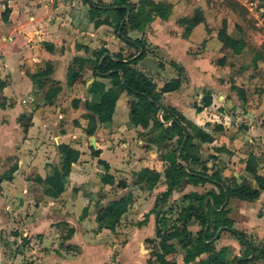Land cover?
<instances>
[{
	"label": "crops",
	"instance_id": "obj_1",
	"mask_svg": "<svg viewBox=\"0 0 264 264\" xmlns=\"http://www.w3.org/2000/svg\"><path fill=\"white\" fill-rule=\"evenodd\" d=\"M93 1L114 9L119 0ZM128 1L139 16L137 27L125 22L130 41L116 31L113 12L97 16L107 22L95 26L88 17L90 6L82 0H0V81L5 98L4 108L0 107V264H149L153 250L160 251L156 228L162 233L172 231L188 215V247L177 238L170 241L176 250L174 264L207 259L210 252L184 261L202 230L203 238L214 233L209 240L221 251L225 264H235L239 258L247 259V264H264V258L257 257L264 248V190L252 200L225 193L226 187L256 186L245 171L250 155L257 158V172L264 175V20L260 14L264 0H251L258 1L254 11L241 0H229L246 11L249 24L222 0ZM5 7L10 9L6 21ZM198 12L202 19L189 26ZM222 28L233 40L244 42L240 53L222 50L218 37ZM94 50L120 54L124 61L144 51V58L152 61L155 68L144 58L134 64L155 84L161 105L146 126L132 122L134 98L125 90L120 91L110 121L100 122L86 107L100 99L99 93L89 91L92 82L112 87L110 78L94 75ZM75 57L83 58L81 66ZM47 63L51 72L40 87L30 75L45 70ZM70 68L84 82H69ZM176 77L181 80L178 89L160 92ZM52 87L59 91L47 103L45 93ZM205 96L210 104L196 111ZM73 99L78 100L75 107ZM168 113L179 123L174 117L164 119ZM20 116L30 118L26 131L18 122ZM89 116L96 120L92 135L84 131ZM173 122L191 135L199 128L212 137L210 142L194 140L197 160L182 163L175 156L182 133L172 129ZM60 144L80 154L63 179V191L51 196L45 192L48 185L39 179L61 167ZM174 160L188 173L204 172L205 163L206 173L218 170L222 182L194 183L185 175L163 199L171 181L165 172ZM107 174L112 182L103 180ZM189 193L208 194L211 202L212 196L225 195L218 209L224 211L223 221L216 223L210 216L203 227L195 216L201 215V206L184 198ZM119 199L126 209L110 229L109 218L97 220V213ZM222 222L225 225L217 226ZM231 230L244 234L254 252Z\"/></svg>",
	"mask_w": 264,
	"mask_h": 264
},
{
	"label": "trees",
	"instance_id": "obj_2",
	"mask_svg": "<svg viewBox=\"0 0 264 264\" xmlns=\"http://www.w3.org/2000/svg\"><path fill=\"white\" fill-rule=\"evenodd\" d=\"M84 4H89L90 8L88 11V17L90 20H94V25L99 26L100 24L107 22L106 19L100 20L95 19L97 16H100L105 11L113 12L117 23H116V31L121 38L129 40L126 37L125 26L128 23L132 28L137 27V20L139 19L138 14L134 11L133 6L129 3L128 0H119L116 3V8L112 9L113 5H105L102 3H95L93 0H82ZM162 6H160V9ZM10 9L5 7L2 12V18L4 21L7 20ZM134 12V13H133ZM127 16V19L125 17ZM202 19L200 12L196 13L192 18H190L188 25L194 26ZM124 21L123 27L119 32V27L121 23ZM127 21V23H125ZM218 37L222 42V50L225 53H240L244 47V42L241 40H233L226 34L225 28L220 29L218 33ZM130 41V40H129ZM44 45H47L44 43ZM92 56L95 61V70L94 75H98L100 77H108L111 79L112 87L106 89L105 85L100 81H94L91 83L89 87V91L92 93H99L100 99L96 103H86V107L98 116V120L100 122H107L111 120L112 113L115 108L116 100L120 94L121 90L127 91L129 94L133 95V98L130 101V114L131 120L134 124H140L141 126H146L151 120L152 116H155L159 107L161 106L155 96L156 86L152 82V80L144 73L134 67V64L139 60L143 59L146 55L144 51H140V53L129 60H123L120 54L109 53L107 51H92ZM92 61V60H91ZM74 62L81 66V62H83L82 57H75ZM51 72V64L47 63L45 70L40 71L36 74H31L30 79L34 84L42 87L46 80L44 79ZM79 72L73 68L69 69L67 80L69 82L75 80H81L84 82V78L80 77ZM181 84L180 77H176L168 81L163 85L160 89V92H170L179 88ZM4 87V83L0 81V107L4 108L5 106V98L2 94V88ZM59 91V88H49L45 93V99L47 103L52 102V98ZM78 100H72V106H77ZM210 104V98L205 96L201 106H195L196 111L202 110V107L208 106ZM172 113V112H171ZM168 113L164 115V119H169L174 117L173 114ZM175 118V117H174ZM89 123L87 127L84 129L87 135H92L93 131L96 127V120L93 116H89ZM175 122L179 123V120L175 118ZM18 122L22 126L23 131H26L30 118L26 116H20ZM173 122L172 129H176L182 133L180 144L177 147L178 151L175 156L178 157L180 162H187L188 159L197 160L193 158V152L196 149L197 145L194 140L196 139L199 142H210L212 137L206 131L197 128L194 131V134L191 135L186 131L185 127H179L177 123ZM154 124H160L159 120H154ZM184 130V132L182 131ZM58 150L62 154V162L61 167L56 168L54 170V174L46 179H39V182H45L48 185L46 189V193L51 196H57L63 191L64 183L63 179L69 174L72 163L76 162L79 157V151L69 147L66 144L58 145ZM221 150V149H219ZM98 154V152L96 153ZM99 162L109 168L108 164L99 160ZM203 163L202 170L204 172L197 173H188L185 171V168L180 163L178 164L176 160L170 163L169 167L166 169V176L171 179L169 188L166 192L162 194V198H166L169 194L171 187L174 185L180 184V180L185 176L189 175L190 179L194 183L198 182H212L214 184H221L222 178L219 176L218 170L212 171L209 175L206 173L208 166ZM264 167V162L262 163ZM258 169V161L254 155H250L245 162V171L248 172L252 180L255 183V187H252L248 183L240 184L236 186L234 189L230 187L225 188L226 195L233 194L241 199L252 200L259 195L260 190H264V175L259 174L257 172ZM7 175H4L5 178ZM2 177H0L1 180ZM103 180L108 182L113 180L112 177H109L108 174L103 177ZM210 194V193H209ZM224 196L221 195L219 198L216 196H212L209 199L208 194H198V193H189L184 196L186 199H193L201 206V215H195L200 217V221L203 227H205L209 223L210 216H213L214 222L220 223L223 221L221 218V213H223V209L218 210L220 206L224 202ZM204 205L206 206V211L204 210ZM126 205L124 200H112L110 201L104 208L100 209L97 213V220H101L103 218H109L110 229H113V224L115 220H117L120 215L125 211ZM190 215L178 226H174L172 231L162 233L160 229L156 228V236L159 238L158 242V251L154 249L151 255V258L148 260L149 264H174L173 257L176 255V250L174 245L170 242L172 239L177 238L180 244L187 248L190 243L189 239V231L187 229V223L190 220ZM222 219V220H221ZM219 225H225L222 222ZM238 239L246 245L249 252H254L252 250L251 244L246 239L245 235L239 233L237 231L231 230ZM204 230L200 232V236L197 240V244L193 247V249H189L186 252L184 257L185 263L192 261L196 256H199L203 252H210V255L206 260L201 261L199 264H225L221 259V251H216L210 242V238L214 236V233L209 234L206 238H203ZM257 257L264 258V248L258 252ZM235 264H247L248 260L244 258H239L235 260Z\"/></svg>",
	"mask_w": 264,
	"mask_h": 264
},
{
	"label": "rangeland",
	"instance_id": "obj_3",
	"mask_svg": "<svg viewBox=\"0 0 264 264\" xmlns=\"http://www.w3.org/2000/svg\"><path fill=\"white\" fill-rule=\"evenodd\" d=\"M224 1L225 3L229 4L231 7L235 8L236 11H238L237 13L240 15V17H242L244 19V21H247L248 24H249V20H248V16H247V13L246 11L235 1H229V0H222ZM105 12H108L106 13L107 15H110L112 12H109V11H105ZM120 28V27H119ZM153 244H151L152 246ZM150 245H147L146 244V249H149ZM155 247V245H154Z\"/></svg>",
	"mask_w": 264,
	"mask_h": 264
},
{
	"label": "built area",
	"instance_id": "obj_4",
	"mask_svg": "<svg viewBox=\"0 0 264 264\" xmlns=\"http://www.w3.org/2000/svg\"><path fill=\"white\" fill-rule=\"evenodd\" d=\"M241 2L244 3L245 6H246L250 11L258 10V8H257V3H258V1L241 0ZM260 14L263 16V18H261V21H262V20H264V11H260Z\"/></svg>",
	"mask_w": 264,
	"mask_h": 264
},
{
	"label": "water",
	"instance_id": "obj_5",
	"mask_svg": "<svg viewBox=\"0 0 264 264\" xmlns=\"http://www.w3.org/2000/svg\"><path fill=\"white\" fill-rule=\"evenodd\" d=\"M85 10H87V8H85ZM124 21L121 23L120 28H119V32L121 30V28L123 27ZM149 67L155 68V66L153 65L152 61L148 58H144L143 60Z\"/></svg>",
	"mask_w": 264,
	"mask_h": 264
}]
</instances>
